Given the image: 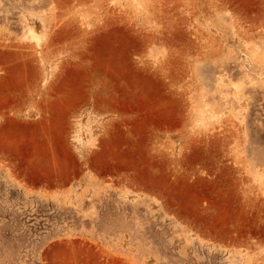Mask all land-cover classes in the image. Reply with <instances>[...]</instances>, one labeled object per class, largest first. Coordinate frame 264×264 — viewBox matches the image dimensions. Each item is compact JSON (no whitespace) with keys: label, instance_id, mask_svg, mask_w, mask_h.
<instances>
[{"label":"rangeland","instance_id":"374dc122","mask_svg":"<svg viewBox=\"0 0 264 264\" xmlns=\"http://www.w3.org/2000/svg\"><path fill=\"white\" fill-rule=\"evenodd\" d=\"M0 264H264V0H0Z\"/></svg>","mask_w":264,"mask_h":264}]
</instances>
